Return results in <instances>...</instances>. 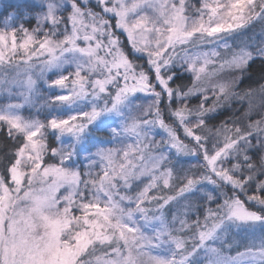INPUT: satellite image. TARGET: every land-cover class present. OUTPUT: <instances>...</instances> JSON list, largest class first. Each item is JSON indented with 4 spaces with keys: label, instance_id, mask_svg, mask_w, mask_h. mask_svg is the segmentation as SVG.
Segmentation results:
<instances>
[{
    "label": "rangeland",
    "instance_id": "obj_1",
    "mask_svg": "<svg viewBox=\"0 0 264 264\" xmlns=\"http://www.w3.org/2000/svg\"><path fill=\"white\" fill-rule=\"evenodd\" d=\"M254 2L264 8V0H0V129L18 142L0 172V264H264V218L238 200L196 232L189 253L177 251L159 209L138 217L149 189L168 182L178 143L148 95L186 74L189 95L213 94L215 103L253 56L230 52L220 34L247 23ZM90 3L114 16L156 81L136 74L112 19L95 18ZM200 114L189 115L190 131ZM92 129L107 141L91 142ZM229 133L225 122L208 131L207 159L232 183ZM230 227L257 239L229 255Z\"/></svg>",
    "mask_w": 264,
    "mask_h": 264
},
{
    "label": "trees",
    "instance_id": "obj_2",
    "mask_svg": "<svg viewBox=\"0 0 264 264\" xmlns=\"http://www.w3.org/2000/svg\"><path fill=\"white\" fill-rule=\"evenodd\" d=\"M85 5L95 18L101 21H108L107 17L112 19L109 20L110 29L136 74L149 82L156 81L152 65L134 51L126 36L116 27L114 16L100 4ZM253 9L255 14L247 23L220 34L221 37H229L230 52L251 49L253 56L245 62L236 81L215 103L211 104L213 94L207 97L200 93L189 95L194 84L186 74L174 76L163 88L157 84L155 92L148 95L156 108L160 126L172 130L178 143L175 150H171L166 163L170 172L168 182L160 184L156 190L149 189L139 202L141 212L138 217L145 213L144 217L153 219L154 211L159 209L162 222L168 224L169 234L174 237L178 252L189 253L196 248L199 243L195 238L196 232L209 227L214 215H219L224 202L228 200H238L246 209L264 218V132L257 129L264 127V113L261 112L264 108V53L261 52L264 50V8L254 2ZM128 97L132 98V95ZM197 107L201 109L203 124L190 131L186 123ZM223 122L230 127L227 141L231 151L234 153L235 150V156L228 164L232 183L214 173L207 159L211 137L208 131ZM249 122L258 127H249ZM244 129L246 133H242ZM199 132L206 134L203 136ZM256 133L257 137L254 135ZM89 136L91 142L98 145L107 141L108 134L102 129H92ZM17 149L16 139L1 128L2 174L8 173ZM127 191L134 193L132 188ZM154 191L158 198L153 196ZM161 201L163 204L160 205ZM227 233L229 255L251 247L257 239L248 229L230 227Z\"/></svg>",
    "mask_w": 264,
    "mask_h": 264
}]
</instances>
